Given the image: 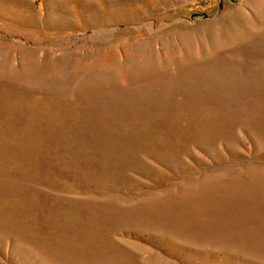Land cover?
<instances>
[{"label":"rangeland","instance_id":"1","mask_svg":"<svg viewBox=\"0 0 264 264\" xmlns=\"http://www.w3.org/2000/svg\"><path fill=\"white\" fill-rule=\"evenodd\" d=\"M0 264H264V0H0Z\"/></svg>","mask_w":264,"mask_h":264}]
</instances>
